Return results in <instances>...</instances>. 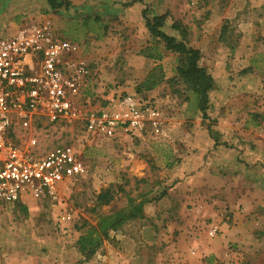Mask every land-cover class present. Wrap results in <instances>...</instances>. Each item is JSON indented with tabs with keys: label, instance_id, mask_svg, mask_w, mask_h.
I'll return each instance as SVG.
<instances>
[{
	"label": "rangeland",
	"instance_id": "374dc122",
	"mask_svg": "<svg viewBox=\"0 0 264 264\" xmlns=\"http://www.w3.org/2000/svg\"><path fill=\"white\" fill-rule=\"evenodd\" d=\"M56 1L0 0V36L47 21L73 43L79 117L33 126L42 146L73 144L83 172L0 204V264H264V0ZM145 9L202 51L214 78L204 110ZM151 73L163 78L146 90ZM122 96L143 128L90 130L88 115Z\"/></svg>",
	"mask_w": 264,
	"mask_h": 264
},
{
	"label": "built area",
	"instance_id": "2783aa9c",
	"mask_svg": "<svg viewBox=\"0 0 264 264\" xmlns=\"http://www.w3.org/2000/svg\"><path fill=\"white\" fill-rule=\"evenodd\" d=\"M73 50L47 21L0 36V204H15L29 192H54L83 172L73 144L42 146L33 126L40 119L60 125L79 117L73 95L81 76L74 72ZM141 111L130 96L112 98L88 115L87 125L116 137L143 128ZM20 131L26 143L17 141Z\"/></svg>",
	"mask_w": 264,
	"mask_h": 264
},
{
	"label": "trees",
	"instance_id": "16d2710c",
	"mask_svg": "<svg viewBox=\"0 0 264 264\" xmlns=\"http://www.w3.org/2000/svg\"><path fill=\"white\" fill-rule=\"evenodd\" d=\"M54 7L58 6L56 0H51ZM68 4V2L66 1ZM147 9L144 10V17L146 24L151 31L152 35L158 40H163L167 49L177 51L182 56V64L178 66L177 71L180 78H182L187 84L191 85L193 90L196 106L201 110H204L208 101V92L213 88L214 78L207 72V70L200 65V59L203 54L198 48L188 45L184 40H177V38L171 34H168L162 27L165 24L166 16L164 14H156L152 17L147 15ZM100 17H95V20H99ZM176 28L179 26L177 23L174 25ZM147 56L153 58H161L160 54L154 52H147ZM163 75L156 78L154 73H151L148 78L143 82V86L146 90L155 88L161 81ZM141 91V87H139ZM109 190H104L99 194L98 198L102 203H108L112 196L109 194ZM25 209L26 206H23ZM117 222V221H116ZM112 220V225L116 226V223ZM118 223V222H117Z\"/></svg>",
	"mask_w": 264,
	"mask_h": 264
},
{
	"label": "crops",
	"instance_id": "0c3cea01",
	"mask_svg": "<svg viewBox=\"0 0 264 264\" xmlns=\"http://www.w3.org/2000/svg\"><path fill=\"white\" fill-rule=\"evenodd\" d=\"M24 203H27V201L24 200ZM45 261L46 264H55L54 260L46 259ZM35 264H38V262H36Z\"/></svg>",
	"mask_w": 264,
	"mask_h": 264
}]
</instances>
